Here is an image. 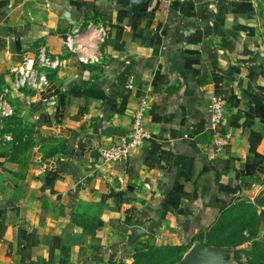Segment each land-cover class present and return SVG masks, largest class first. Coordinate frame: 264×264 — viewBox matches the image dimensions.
Returning <instances> with one entry per match:
<instances>
[{"label": "crops", "instance_id": "0c3cea01", "mask_svg": "<svg viewBox=\"0 0 264 264\" xmlns=\"http://www.w3.org/2000/svg\"><path fill=\"white\" fill-rule=\"evenodd\" d=\"M253 11L252 0H0L1 85L25 54L45 48L59 61L41 68L42 90L9 102L14 121L0 118V264H133L146 244L202 234L191 248L209 245L236 204L263 219L264 52ZM145 94L149 140L96 171ZM215 97L227 104L218 130L233 136L221 148ZM16 127L29 129V148L2 141ZM91 218L94 236L76 223Z\"/></svg>", "mask_w": 264, "mask_h": 264}, {"label": "built area", "instance_id": "2783aa9c", "mask_svg": "<svg viewBox=\"0 0 264 264\" xmlns=\"http://www.w3.org/2000/svg\"><path fill=\"white\" fill-rule=\"evenodd\" d=\"M93 25H90V28ZM100 34L104 35L103 30ZM104 40V37L101 38ZM65 44L70 51L76 52L74 39L70 36L64 37ZM83 62L87 60L80 56ZM58 60H51L45 48L39 49L34 54H25L22 61L14 69L13 82L18 90H42L47 84L48 79L41 68H56ZM227 104L221 97H215L210 105V121L214 131L216 145L221 148L227 145L231 139V133H223L218 130L219 125L225 118ZM149 109V95L140 98L138 106L132 116V124L129 133L119 138L117 142L99 150V158L95 162L94 169L97 171L102 167L110 166L115 163L123 162L132 156L135 150L142 148L150 138V132L146 125V115ZM5 115L12 114V111H5Z\"/></svg>", "mask_w": 264, "mask_h": 264}, {"label": "rangeland", "instance_id": "374dc122", "mask_svg": "<svg viewBox=\"0 0 264 264\" xmlns=\"http://www.w3.org/2000/svg\"><path fill=\"white\" fill-rule=\"evenodd\" d=\"M252 6L254 9V20H255V31L253 43L260 48V51L264 52V0H252ZM47 68V67H45ZM0 87H3L0 83ZM27 90H18L14 82L10 84L9 87H3V90L0 91V118H6L10 122L14 121L17 116L12 107L9 105V102H18V93ZM27 102L30 100L27 98ZM13 104V103H12ZM12 111V114L5 115V111ZM18 128V127H16ZM25 132L28 136L25 137L27 143V148L32 144L31 133L27 131L29 129H19L17 130V135ZM7 131V130H6ZM0 135H2L0 133ZM16 135V133H15ZM14 141L10 134L4 136L2 141ZM62 142V141H61ZM24 149V148H21ZM264 216V214H263ZM250 225L246 226V231H248L249 241L247 245L240 249V254L235 255L233 249H229L226 252V256H229V252H232L231 257L235 264H264V218L260 217V224L257 225L255 220H249ZM260 227V228H259ZM179 246L175 245H165V246H156L155 250L146 249L138 250L133 255L134 263L133 264H183L187 252L189 251L188 247L184 249H177ZM246 252H254L256 255H249ZM239 259H237V258Z\"/></svg>", "mask_w": 264, "mask_h": 264}, {"label": "trees", "instance_id": "16d2710c", "mask_svg": "<svg viewBox=\"0 0 264 264\" xmlns=\"http://www.w3.org/2000/svg\"><path fill=\"white\" fill-rule=\"evenodd\" d=\"M15 146L20 148H27V143L24 138L20 135H15L14 138ZM258 205L264 206V194L261 199L257 202ZM255 220L257 225L260 224V217L258 215V208L252 203H240L230 208L223 219L215 227L214 231L208 234L207 241L209 245L221 246L224 248L233 249L235 255L240 254V250L237 248L249 241L247 235L246 226L250 225L249 220ZM79 226L85 227L87 233L90 236H94L99 228V219L91 218L89 222L83 221L76 222ZM247 232V233H246ZM204 235L195 236L192 243L188 245L179 246L177 249H184L185 247L190 248L196 240H203ZM156 246L143 245L142 250L152 249L155 250ZM141 250V251H142ZM249 255H254V252H246ZM231 255V254H230ZM256 256V255H254ZM237 258V257H236ZM239 259V258H237Z\"/></svg>", "mask_w": 264, "mask_h": 264}, {"label": "water", "instance_id": "95a60500", "mask_svg": "<svg viewBox=\"0 0 264 264\" xmlns=\"http://www.w3.org/2000/svg\"><path fill=\"white\" fill-rule=\"evenodd\" d=\"M183 264H232V262L226 256V251L199 243L186 254Z\"/></svg>", "mask_w": 264, "mask_h": 264}]
</instances>
